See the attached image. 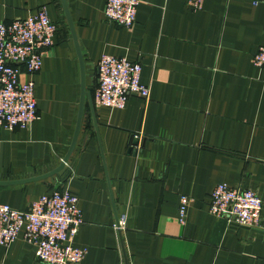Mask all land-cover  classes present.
I'll return each mask as SVG.
<instances>
[{"label":"crops","instance_id":"0c3cea01","mask_svg":"<svg viewBox=\"0 0 264 264\" xmlns=\"http://www.w3.org/2000/svg\"><path fill=\"white\" fill-rule=\"evenodd\" d=\"M192 1L139 0L124 27L105 18L106 0H66L92 101L102 54L138 62L149 86L147 100L130 94L123 108L94 105L92 114L86 99L63 170L0 185V203L18 210L56 189L75 195L80 264H264V67L253 62L264 46V0ZM41 7L57 30L33 75L38 118L26 128L0 126V180L58 166L76 127L80 65L60 0H0V22ZM219 183L257 192L260 227L210 212ZM182 195L192 198L185 223ZM0 264L44 263L18 236L0 245Z\"/></svg>","mask_w":264,"mask_h":264},{"label":"built area","instance_id":"2783aa9c","mask_svg":"<svg viewBox=\"0 0 264 264\" xmlns=\"http://www.w3.org/2000/svg\"><path fill=\"white\" fill-rule=\"evenodd\" d=\"M139 0H106L104 16L119 26L130 27L136 19ZM194 8L201 6L193 0ZM57 25L45 8L29 16L0 22V126L12 130L26 128L38 118L33 75L42 65L43 55L53 46ZM253 62L264 67V46L254 54ZM93 105L123 108L130 94L148 99L149 86L141 83V66L125 57L102 54L97 62ZM28 75L20 80L21 72ZM192 198H180L179 219L185 223ZM210 212L226 218L231 225L260 227L263 200L251 188L219 183L210 196ZM83 222L78 199L68 189H56L40 195L25 210L0 203V245L8 247L21 236L34 246V254L44 264H80L85 248L74 244ZM124 225V215L113 223L115 230Z\"/></svg>","mask_w":264,"mask_h":264},{"label":"water","instance_id":"95a60500","mask_svg":"<svg viewBox=\"0 0 264 264\" xmlns=\"http://www.w3.org/2000/svg\"><path fill=\"white\" fill-rule=\"evenodd\" d=\"M60 3H61L62 10H63L64 16H65L66 22L68 24L73 42H74L75 50H76L77 57L79 60V65H80V100H79L78 117H77V122H76V127L74 130V134H73L71 143L69 145V148H68L66 154L64 155V157L61 159L58 166H56L55 168H53L52 170H50L46 173H43V174H40L37 176H32V177L23 178V179H16V180H9V179L0 180V185L35 181V180L43 179V178L48 177L50 175L58 174L59 172H61L63 170V168L65 167V164L67 163V161H68V159H69V157H70V155H71V153L75 147L80 129L82 128V120H83V113H84V102L86 99H87V102L89 105L90 112L93 114V111H94V105H93V101L91 98V93L86 88V84H85L84 58H83V55L80 51V47H79L78 42H77V38L75 35V31H74V26H73L72 20L70 18L68 6L66 3V0H60Z\"/></svg>","mask_w":264,"mask_h":264},{"label":"trees","instance_id":"16d2710c","mask_svg":"<svg viewBox=\"0 0 264 264\" xmlns=\"http://www.w3.org/2000/svg\"><path fill=\"white\" fill-rule=\"evenodd\" d=\"M84 128H85V125H84Z\"/></svg>","mask_w":264,"mask_h":264}]
</instances>
